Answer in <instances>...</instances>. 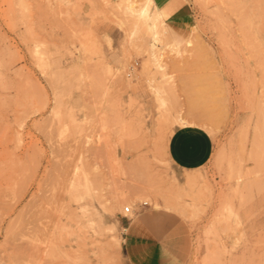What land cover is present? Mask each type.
<instances>
[{
  "label": "rangeland",
  "instance_id": "rangeland-1",
  "mask_svg": "<svg viewBox=\"0 0 264 264\" xmlns=\"http://www.w3.org/2000/svg\"><path fill=\"white\" fill-rule=\"evenodd\" d=\"M177 2L190 20L153 50L121 0H0V264H132L135 225L183 232L174 264H264V0ZM190 125L213 147L183 170L168 143ZM76 179L101 216L80 231Z\"/></svg>",
  "mask_w": 264,
  "mask_h": 264
},
{
  "label": "crops",
  "instance_id": "crops-1",
  "mask_svg": "<svg viewBox=\"0 0 264 264\" xmlns=\"http://www.w3.org/2000/svg\"><path fill=\"white\" fill-rule=\"evenodd\" d=\"M177 1L153 0V3L161 15L165 27L166 17L169 23L182 30L186 28L190 15L180 7ZM212 147V138L202 127L198 125L178 127L169 139L168 155L177 167L183 170H194L207 163L212 153ZM130 230V240L141 241L144 244L142 250H128V259L132 264H174L186 258L187 251L184 248L185 234L183 232L175 237L160 233L158 238H148L145 233L143 237L138 235L137 225ZM147 241L156 243L147 249Z\"/></svg>",
  "mask_w": 264,
  "mask_h": 264
},
{
  "label": "bare ground",
  "instance_id": "bare-ground-1",
  "mask_svg": "<svg viewBox=\"0 0 264 264\" xmlns=\"http://www.w3.org/2000/svg\"><path fill=\"white\" fill-rule=\"evenodd\" d=\"M120 1V0H119ZM144 2H143V5H139L138 4V0H121V2L124 4V11L126 12V13H128V15H130L131 17H133V19H134V23L132 22L130 25H137V26H142V27H144L145 28V30L147 31V33H148V36L149 37H151V39L153 40V44H152V47H153V50H155V48L157 47L156 45H154V43H158L159 41H162L161 39H163V38H165V39H169V34H168V32H167V30H166V27H165V25H164V22H163V19H162V17H161V15L159 14V12L157 11V9H156V7L154 6V3H153V0H143ZM122 4V5H123ZM125 12H123V13H125ZM125 13V14H126ZM124 16V15H123ZM127 16V15H126ZM123 18H125V17H123ZM122 19V18H121ZM127 19H129V18H127ZM123 20V19H122ZM125 20V19H124ZM131 21H133V20H131ZM122 22H124V21H122ZM125 22H126V20H125ZM127 23V22H126ZM125 23V24H126ZM128 24V23H127ZM133 25V26H134ZM132 26V27H133ZM135 27V26H134ZM141 27V28H142ZM139 31H140V29L139 28H137ZM135 30H136V27H135ZM134 32V31H133ZM136 32V31H135ZM145 32V31H144ZM143 32V33H144ZM136 33H138V31L136 32ZM135 34V33H134ZM140 35V34H139ZM164 40V39H163ZM164 41H166V40H164ZM163 41V42H164ZM187 42V41H186ZM162 42H160V44H161ZM166 43V42H165ZM194 43V42H193ZM168 45V44H167ZM166 45V46H167ZM186 45V44H185ZM187 45L188 46H192V40H190L189 39V41L187 42ZM163 46V45H162ZM164 46H165V44H164ZM163 46V47H164ZM169 46H170V44H169ZM168 46V47H169ZM173 46V45H172ZM194 46V45H193ZM192 46V47H193ZM159 47H160V45H159ZM159 47H157V50L158 49H160ZM171 47V46H170ZM183 47V46H182ZM185 47V46H184ZM190 47H188V48H190ZM167 48V47H166ZM166 48H164V49H166ZM180 49V48H179ZM183 50H182V53L184 52V53H186L184 50L186 49V47L185 48H182ZM193 49V48H192ZM172 50H174V48L172 49ZM177 50V49H176ZM175 50V51H176ZM187 50H190V49H187ZM186 50V51H187ZM191 51V50H190ZM157 52V51H156ZM177 54H179V53H177ZM152 56H153V59H156V54H155V51H153L152 52ZM150 59V58H149ZM148 59V60H149ZM187 124H189V122H183L182 123V125H187ZM171 134H172V132L169 134V136H168V139H169V137L171 136ZM194 177H195V175H186V180H191V179H194ZM87 180V179H86ZM85 180V181H86ZM85 181H83L82 183L81 182H79V179H76L72 184H71V188H70V190L68 191V195L70 196L69 198L72 200V201H74V203L77 205V209L78 210H80V214H76V212H75V210H73L72 209V206L69 204H67L68 205V208H67V210L69 209L70 210V216H71V218L73 219V221H74V224H75V226H76V228L80 231L81 230V228H82V225H84L83 223H82V218H86L87 220V222H92V223H94L95 224V220H101V216L99 215V213L96 211V210H94V212L93 213H91V214H88V209H87V206L86 205H82V204H80V201L84 198V195H87L88 194V189L87 190H84L85 189V187L87 186H85L83 183L85 182ZM88 182V181H87ZM85 184H86V182H85ZM82 185H83V189L81 188L82 187ZM87 197V196H86ZM92 197V196H91ZM86 199H88V198H86ZM91 199H93V198H91ZM96 199H98V197L96 196ZM67 201V200H66ZM66 201H64V205H65V202ZM84 201V200H83ZM92 201V200H91ZM90 201V202H91ZM99 200H97V202H98ZM70 202V201H69ZM68 202V203H69ZM87 202H89V201H86V203ZM94 202V201H93ZM66 205V206H67ZM65 206V207H66ZM94 208V207H93ZM98 208V207H97ZM127 207H125L124 206V211H125V209H126ZM129 208V207H128ZM91 210V209H90ZM67 214V213H66ZM89 215L90 216H92V218L90 217L89 218ZM97 218V219H94V218ZM64 220V219H63ZM60 221V220H59ZM59 221H58V223H59ZM98 221V222H99ZM69 222V221H68ZM99 224H101L100 222H99ZM64 226L66 227H71V225H68V224H64ZM90 226V225H89ZM97 226V225H96ZM110 230V229H109ZM52 231V230H51ZM66 231H68V230H66ZM71 233V232H70ZM67 234H68V232H67ZM65 240V239H64ZM78 241H80V240H78ZM82 242V241H81ZM67 243V242H66ZM106 244H108V246H106L108 249H111L112 248V245H115V246H120V239L118 238V237H116V236H112V238H111V240H109L108 242H106ZM34 246H37V248L36 249H38L39 250V247H38V245L37 244H35ZM98 246V245H97ZM62 247V246H61ZM77 248V247H76ZM100 248V247H99ZM44 249H45V247L43 248V250H42V252L44 251ZM68 249V248H67ZM38 250H37V252H38ZM41 250H39V251H41ZM66 250V249H65ZM78 250V249H77ZM76 250V251H77ZM33 251V250H32ZM35 251V250H34ZM33 251V252H34ZM70 252V251H69ZM23 253H25V251L23 252ZM67 253H68V251H67ZM66 253V254H67ZM76 253V252H75ZM86 253V252H85ZM37 254V253H36ZM64 254V253H63ZM72 254H73V252H72ZM81 254V253H80ZM83 254V253H82ZM65 255V254H64ZM71 255V254H70ZM74 256H75V254H73ZM78 255V254H77ZM80 256H82V255H78V258H80ZM27 256H25L24 258H26ZM76 257V256H75ZM83 257H85V256H83ZM69 258V257H68ZM71 258H72V255H71ZM77 258V259H78ZM28 259V258H27ZM74 259H76V258H74ZM76 259V260H77ZM24 260V259H23ZM82 260H85V259H82ZM72 261V260H71ZM27 262V261H26ZM29 262V261H28ZM89 264V263H88Z\"/></svg>",
  "mask_w": 264,
  "mask_h": 264
},
{
  "label": "built area",
  "instance_id": "built-area-1",
  "mask_svg": "<svg viewBox=\"0 0 264 264\" xmlns=\"http://www.w3.org/2000/svg\"><path fill=\"white\" fill-rule=\"evenodd\" d=\"M132 69H133V68H131L130 71H132ZM125 212H126V213L131 212V211H130V208L127 207V208L125 209Z\"/></svg>",
  "mask_w": 264,
  "mask_h": 264
}]
</instances>
